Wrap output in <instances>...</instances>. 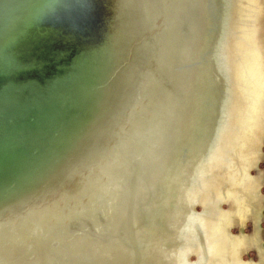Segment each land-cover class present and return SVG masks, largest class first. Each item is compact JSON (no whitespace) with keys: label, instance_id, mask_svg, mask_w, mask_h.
Wrapping results in <instances>:
<instances>
[{"label":"water","instance_id":"water-1","mask_svg":"<svg viewBox=\"0 0 264 264\" xmlns=\"http://www.w3.org/2000/svg\"><path fill=\"white\" fill-rule=\"evenodd\" d=\"M0 264H264V0H0Z\"/></svg>","mask_w":264,"mask_h":264}]
</instances>
